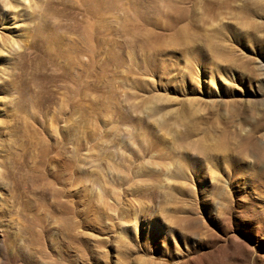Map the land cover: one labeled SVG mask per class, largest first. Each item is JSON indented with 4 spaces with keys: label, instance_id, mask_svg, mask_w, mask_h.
<instances>
[{
    "label": "rangeland",
    "instance_id": "1",
    "mask_svg": "<svg viewBox=\"0 0 264 264\" xmlns=\"http://www.w3.org/2000/svg\"><path fill=\"white\" fill-rule=\"evenodd\" d=\"M0 264H264V0H0Z\"/></svg>",
    "mask_w": 264,
    "mask_h": 264
},
{
    "label": "bare ground",
    "instance_id": "2",
    "mask_svg": "<svg viewBox=\"0 0 264 264\" xmlns=\"http://www.w3.org/2000/svg\"><path fill=\"white\" fill-rule=\"evenodd\" d=\"M24 1V0H23ZM18 3V2H17ZM36 14V13H35ZM90 37V36H89ZM215 54H216V52H215Z\"/></svg>",
    "mask_w": 264,
    "mask_h": 264
}]
</instances>
